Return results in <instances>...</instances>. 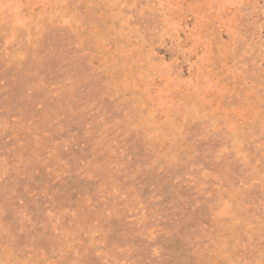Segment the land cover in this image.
<instances>
[{"label":"rangeland","instance_id":"rangeland-1","mask_svg":"<svg viewBox=\"0 0 264 264\" xmlns=\"http://www.w3.org/2000/svg\"><path fill=\"white\" fill-rule=\"evenodd\" d=\"M0 264H264V0H0Z\"/></svg>","mask_w":264,"mask_h":264}]
</instances>
